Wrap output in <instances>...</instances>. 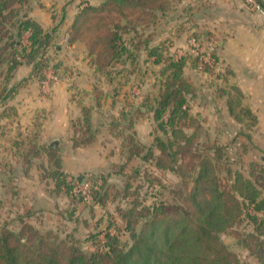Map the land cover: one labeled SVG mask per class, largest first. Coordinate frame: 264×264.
I'll list each match as a JSON object with an SVG mask.
<instances>
[{
	"label": "rangeland",
	"instance_id": "rangeland-1",
	"mask_svg": "<svg viewBox=\"0 0 264 264\" xmlns=\"http://www.w3.org/2000/svg\"><path fill=\"white\" fill-rule=\"evenodd\" d=\"M143 1L145 4H140L141 6L126 7L127 14H132L129 17L132 22H126L122 17L121 21L126 26L119 28V33L125 40L134 38L139 45L134 55L129 57L125 53L117 58L104 50L102 42L108 34L105 25L99 22V15L80 19L76 29L71 31V37L95 40L94 52L101 51L99 63L105 69L99 71L102 77L95 79L98 84L95 90L99 91L100 96L102 89H119L123 100L119 99L118 105H121L120 111L123 109L122 112L125 113L130 110L126 103L145 104L146 96L157 93L161 70L165 67V59L169 54L189 57L185 72L192 82L193 86L189 85L188 88L193 91L194 96L190 98L189 95L187 100L190 115H180L175 124L191 134V140L181 144L183 140L178 139L174 146L169 144L164 162L175 169H158L140 158L129 161L126 171H122V168L119 172L120 167L115 165L125 161L122 152L128 148L145 153L148 151L147 147L153 144L155 135L167 138L158 128L160 122L155 121L144 106L143 115L135 121L136 127L135 124L133 127L114 125V117L122 118L120 111L113 113L109 108L103 107V111L94 113V125L101 123L99 132L102 135L98 138V143L99 139L107 142L108 153H111L113 159L101 170H63L58 163V153L49 148L50 139L45 138L43 141L42 114V117H36L34 130L19 128L16 138L11 142L14 147H10L8 151L9 159L5 166L9 175H14L18 169L20 171L17 173L21 174L32 167L36 168L35 173L30 174L37 183L34 186L37 190L35 198L29 190L25 193L22 188L19 189L10 182L4 185L6 187L0 185L1 229H11L25 236L34 231L36 234L44 233L53 240H63L87 252L98 247L94 245V233L104 234L110 231L120 237L123 247H128L133 240L131 231L125 229L127 218L123 215L126 210L132 205L136 206L134 219L138 221L133 226L140 230L145 220L144 215L148 213L147 206L161 200L189 203L186 192L192 187L193 181L191 177L181 176L178 171L187 175L194 169L195 173L199 157L205 154L216 158L217 175L227 187L233 181L234 172L240 171L245 177L256 180L259 189L264 192V146L256 142L254 136L257 115L243 105V93L230 79L233 69L227 64L226 58L235 57L239 66L251 64L255 67L253 71L264 73V0ZM74 2L75 0H25L22 6V12L29 15L33 9L48 12L52 22L43 27H57L51 46L44 55L36 52L34 57L28 56L26 59L33 63V68L39 61L37 69L40 75H45L48 71L54 72L62 80L79 70L76 60L81 55L63 50L58 52L55 46L68 41L70 28L76 17V14L71 16ZM31 17L34 18L33 15ZM137 23L142 24L141 30L137 29L141 32L129 29L134 28ZM29 35L30 32L24 31L23 40L27 44ZM3 43L4 41L0 42L4 46ZM156 45L161 47L160 57L163 58L158 63L154 62V56L148 55L150 48ZM76 49L81 52L80 45H76ZM16 51L10 45L0 49L3 57L0 63V83L3 85L1 102L7 100L4 95L13 87L10 77L15 65L12 66L11 59L12 53ZM75 55L79 57L74 58ZM194 57H198L199 65L192 63ZM42 58L44 60L40 62L39 59ZM106 71H110L112 76H108ZM109 77H113V81ZM67 80L72 84V79ZM125 81L130 84L128 90ZM50 87L41 86V92L49 94ZM12 93L13 91L9 92L11 95ZM139 95L142 97H138ZM223 101L227 102L229 108L232 106L233 110L224 111ZM101 102L103 105L102 99ZM38 113L43 112L41 110ZM6 120L9 122L10 118ZM73 122L70 123L69 136L73 132ZM238 122H242L241 126ZM69 136L67 139H70ZM136 139H142L147 145L134 143ZM61 140L65 141V138L62 137ZM66 146L68 147L67 143ZM175 151L176 154L168 155ZM192 163H195V167H192ZM137 167L140 171L135 172ZM9 175H5V178L9 179ZM128 182L131 185L127 189L125 185ZM240 200L241 211L234 224L220 233L221 237L237 254V264H264V216L259 212L258 219L253 220L250 217L252 204L248 203V208L242 198Z\"/></svg>",
	"mask_w": 264,
	"mask_h": 264
},
{
	"label": "trees",
	"instance_id": "trees-1",
	"mask_svg": "<svg viewBox=\"0 0 264 264\" xmlns=\"http://www.w3.org/2000/svg\"><path fill=\"white\" fill-rule=\"evenodd\" d=\"M24 2L25 0H0V42L4 41V46L0 44V49L10 45L17 50L12 53V66L27 61L28 56L34 57L36 52L42 53L43 56V53L51 46L50 42L57 31L56 26L46 29L36 18H32L31 14L23 13ZM140 4L143 5L145 2L143 0H103L100 4L88 2L76 14L67 42L76 40L85 42L89 51V63L94 68L95 77L100 79L102 74L99 71H105L102 64L99 63L101 51L94 52L96 46L94 39L75 36L73 38L71 31L76 29L83 17L94 18L99 15L101 16L99 22L105 25L108 34L102 42L104 50L112 53V57L117 56L118 58L125 53L130 57L134 55L135 49H139V45L134 38L125 40V37L119 33V28L126 26L121 21L122 17L126 19V22H132L129 20L132 14H127L126 7L141 6ZM86 18H84L85 21ZM141 26L142 24L137 23L134 28L129 27V29L137 31ZM140 30L137 32H141ZM24 31L30 32L29 44L23 40ZM55 46L58 50V45ZM160 54L161 47L159 45L152 46L148 52V55L155 57L153 60L157 63L163 59ZM2 58L0 55V63ZM39 60L41 62L44 59ZM197 60L198 57H194L192 63L199 65ZM38 62L27 79L36 77L42 83L45 75L38 73ZM165 62L166 65L161 70L160 87L157 93L146 96L145 104L126 103V107H129L130 110L125 113L122 112V109L120 111L122 118L113 115L112 123L133 127L136 119L143 115L144 107H146L151 112L152 118L160 122L158 128L167 135V138L155 135L153 144L147 147L148 151L145 153L133 148L122 152L125 161L115 163L120 167L119 172L122 168V171H126L128 162L134 158L152 163L158 169L174 170V167L164 162L169 144L174 146L178 139L183 140L181 144L191 140V134L175 124V120L180 115H190V105L187 100L189 95H191L190 98L194 96L193 91L188 88L189 85L193 86L192 82L186 77L185 72V68L189 64V57L187 55L177 57L169 54ZM110 73V71H106L108 76H112ZM113 79L111 77L110 81ZM97 85L95 84V89H97ZM14 90L15 86L4 95V98H7L10 95L9 92ZM105 90L102 89L100 96L99 91L95 90L94 99L97 106L101 105V98L106 94ZM116 94L115 91V95L111 96H116ZM94 109L93 106L84 105L82 116L72 120L74 121L73 132L69 137L73 147L89 146L96 141L101 123L94 125L92 119ZM229 109L232 111L233 107L231 106ZM118 119L119 121H116ZM169 125L171 127H168ZM136 140L134 143L147 145L142 139ZM49 148L58 153V163L61 164L59 146L50 143ZM176 153L177 151L168 153V155ZM214 159L216 158L208 154L199 157L198 169L195 173L193 169L192 173L185 175L184 172L181 173L176 169L181 176L189 179L191 177L193 181L192 187L186 192V199L189 200V203H185L186 201L170 203L161 200L152 206H147L148 213L144 215L145 220L140 230L133 226L138 221L134 219L136 206L132 205L126 210L123 215L127 218L125 229L131 231L133 240L128 247H123L120 237L110 231L104 234L102 232L94 233L92 238L95 240V247L97 245L98 247L87 252L83 248L68 244L63 240H53L44 233L36 234L34 231L25 236L11 229L0 228V264H237V254L222 239L220 233L234 224L242 208L240 198L244 204H252L253 210L250 217L253 220L258 219L257 213L259 212H262L264 216V192L259 189L256 180L245 177L240 171L234 172L233 181L227 187L221 183L217 175ZM194 164L192 163V167ZM134 171H140V168L137 167ZM130 185L131 183L128 182L125 186L128 189ZM101 234L103 235L100 236Z\"/></svg>",
	"mask_w": 264,
	"mask_h": 264
},
{
	"label": "crops",
	"instance_id": "crops-1",
	"mask_svg": "<svg viewBox=\"0 0 264 264\" xmlns=\"http://www.w3.org/2000/svg\"><path fill=\"white\" fill-rule=\"evenodd\" d=\"M84 1L86 0H75L74 11L71 16L77 14L83 4L87 3ZM89 1L93 4H100L103 0ZM31 15L41 22L43 26L49 25L52 22L48 12H44L42 9H33ZM76 45L81 46V52L76 49ZM62 50L64 52H72L71 54L81 55L80 58H77L79 55H75L74 57L77 58L78 71L65 77L64 79L66 80H58L50 87L51 92L44 94L41 92L42 83L38 78L32 77L27 79L33 69V63L27 61L21 62L15 66L10 77V80L13 82L12 86H15L16 90L6 98L5 102L0 101V185H8L10 182L13 186L16 185L18 188H22L25 193L29 190L33 193L34 198L37 192L34 186L37 183L36 179L30 176V174H34L36 168L32 167L29 171L22 172L21 174L17 173L20 171L18 169L14 175H9L5 166L6 161L9 159L8 151L10 147H14L11 142L16 138L19 128L34 130L37 122L36 117H42V114L43 141L45 138H49L50 143H54L55 141V145H60L61 166L63 170H101L107 166L110 160H113L111 153H108L107 142H101L102 140L99 139L98 143V138H100L102 132L98 133L96 141L89 146L73 147L72 140L67 138L71 130V121L82 116L84 105L93 106L95 108L94 113L103 111V107L109 108L113 113H117L120 111L121 106L118 105L119 99L123 100L122 94L120 95L119 89L115 87V91L118 90V92L116 91V96H111L115 95L114 89H106V94L101 98L104 101L103 105L101 102V105L97 106L94 100L95 84H97V81H95L94 68L89 63V51L85 42L82 40L70 43L63 42V44L58 45V52ZM226 58L227 64L233 69L230 79L243 93V105L250 108L257 115V121L254 124V128L257 130L255 133L253 132L255 141L264 146V73L258 74L253 71L252 69L255 67H252L251 64L239 66L235 57L229 56ZM67 79H72V84H69ZM125 82V87L128 90L130 84L127 81ZM1 83L0 93L3 89ZM124 95L128 97L127 94ZM138 97H142V95ZM223 104L225 105L224 111L230 112L227 102L223 101ZM100 107L101 109H99ZM41 110L43 113L39 114L38 112ZM230 117L232 118V115ZM9 118L11 122L6 120ZM238 124L241 126L242 122H238ZM62 137L65 138V141L61 140ZM72 159L77 160V162H73ZM16 168L14 167V169ZM7 174L10 176L9 179L5 178Z\"/></svg>",
	"mask_w": 264,
	"mask_h": 264
},
{
	"label": "built area",
	"instance_id": "built-area-1",
	"mask_svg": "<svg viewBox=\"0 0 264 264\" xmlns=\"http://www.w3.org/2000/svg\"><path fill=\"white\" fill-rule=\"evenodd\" d=\"M59 80V76L54 72H45V79L42 82L44 88H49L53 83Z\"/></svg>",
	"mask_w": 264,
	"mask_h": 264
},
{
	"label": "water",
	"instance_id": "water-1",
	"mask_svg": "<svg viewBox=\"0 0 264 264\" xmlns=\"http://www.w3.org/2000/svg\"><path fill=\"white\" fill-rule=\"evenodd\" d=\"M54 145H55V141H54V143H53Z\"/></svg>",
	"mask_w": 264,
	"mask_h": 264
}]
</instances>
